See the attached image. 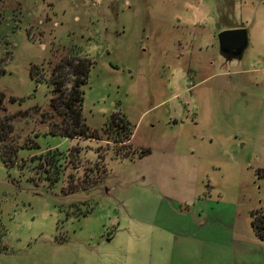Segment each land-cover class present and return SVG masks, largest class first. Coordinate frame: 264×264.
I'll return each instance as SVG.
<instances>
[{"label":"rangeland","instance_id":"374dc122","mask_svg":"<svg viewBox=\"0 0 264 264\" xmlns=\"http://www.w3.org/2000/svg\"><path fill=\"white\" fill-rule=\"evenodd\" d=\"M235 28L247 46L224 61L217 34ZM67 51L92 62L82 116L98 139L47 133L48 75L29 68ZM112 114L147 156H114ZM189 164L221 201L220 241L251 234V213L264 216V0H0V264H168L158 249L121 258L117 221L151 213L155 174L174 189L180 177L159 171ZM171 243L180 264L191 251ZM233 245L210 261L263 264L260 246Z\"/></svg>","mask_w":264,"mask_h":264},{"label":"crops","instance_id":"0c3cea01","mask_svg":"<svg viewBox=\"0 0 264 264\" xmlns=\"http://www.w3.org/2000/svg\"><path fill=\"white\" fill-rule=\"evenodd\" d=\"M159 172L174 177L179 176L178 179H181L179 185L174 189H169L156 178L157 174H155L151 185L158 195L157 201L159 202L153 206L151 213L148 214L144 206H141L137 209L136 216L130 219L133 224L127 221L121 224L117 221L116 234L117 232L122 233L114 247L120 252L121 258L125 257L127 261V255L134 249L139 251L142 248L147 256H152L151 253L158 249L162 250V255L154 254L162 257L161 261L173 264L172 252L174 250L167 248L170 240L174 248L186 249L188 247L191 251V253L181 255L182 263L180 264H220V261L217 263L210 261L209 249H224L225 247L232 249L237 241L255 244L264 250V242L257 238L251 226V234L245 233L236 237L231 234L225 240L226 242L220 241L218 230L222 231V221H224L218 205L221 201H218L217 195L211 200V193L208 190L196 188L199 173L195 165L189 164L178 172L169 171L168 168ZM144 179L146 178L143 176L142 180ZM216 215L217 221H215ZM114 236H109L106 241L112 240ZM223 259L222 264L234 263L231 253H227Z\"/></svg>","mask_w":264,"mask_h":264},{"label":"trees","instance_id":"16d2710c","mask_svg":"<svg viewBox=\"0 0 264 264\" xmlns=\"http://www.w3.org/2000/svg\"><path fill=\"white\" fill-rule=\"evenodd\" d=\"M91 65L92 62L89 58L80 56L76 51H67L56 57L53 64H50L45 70L36 65L30 66L29 76L35 81H39V79H36L37 70L39 69L41 73L46 71L48 75L47 83L51 87L49 109L45 113L41 112L42 116H48L46 120L47 133L63 137L98 139L97 131L90 130L84 123L82 116L84 87L87 83ZM35 109L39 108L35 107ZM103 129L108 142L113 143L115 146L113 149L115 157L133 159L150 153L148 148L134 149L131 147L130 137L132 130L125 118H116L115 114H112ZM106 147L108 148V146ZM107 148L103 152L96 150L98 158L93 165L99 174L101 172L104 174L105 172L102 160ZM44 162L50 164L48 156L45 157ZM102 173L100 174L101 178L103 176ZM101 178L98 180H101ZM257 213H251L250 226L257 238L264 242V216L259 213L258 217H256Z\"/></svg>","mask_w":264,"mask_h":264},{"label":"water","instance_id":"95a60500","mask_svg":"<svg viewBox=\"0 0 264 264\" xmlns=\"http://www.w3.org/2000/svg\"><path fill=\"white\" fill-rule=\"evenodd\" d=\"M218 52L225 61L238 59L247 46L246 30L243 28L222 30L217 34Z\"/></svg>","mask_w":264,"mask_h":264},{"label":"flooded vegetation","instance_id":"af4514ba","mask_svg":"<svg viewBox=\"0 0 264 264\" xmlns=\"http://www.w3.org/2000/svg\"><path fill=\"white\" fill-rule=\"evenodd\" d=\"M223 59V58H222ZM224 60V59H223ZM225 61V60H224Z\"/></svg>","mask_w":264,"mask_h":264}]
</instances>
